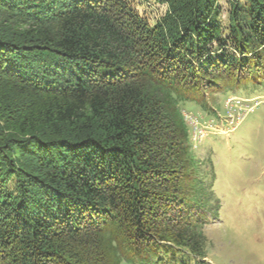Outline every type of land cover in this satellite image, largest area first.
I'll list each match as a JSON object with an SVG mask.
<instances>
[{"label":"trees","instance_id":"trees-1","mask_svg":"<svg viewBox=\"0 0 264 264\" xmlns=\"http://www.w3.org/2000/svg\"><path fill=\"white\" fill-rule=\"evenodd\" d=\"M144 1L0 0V264H205L180 103L264 81V0L227 37L221 0Z\"/></svg>","mask_w":264,"mask_h":264},{"label":"rangeland","instance_id":"rangeland-1","mask_svg":"<svg viewBox=\"0 0 264 264\" xmlns=\"http://www.w3.org/2000/svg\"><path fill=\"white\" fill-rule=\"evenodd\" d=\"M149 23L165 6L125 0ZM244 4V0H240ZM223 37L229 5L219 2ZM180 103L197 166L196 208L206 215L205 264H264V81ZM203 207V208H202Z\"/></svg>","mask_w":264,"mask_h":264}]
</instances>
